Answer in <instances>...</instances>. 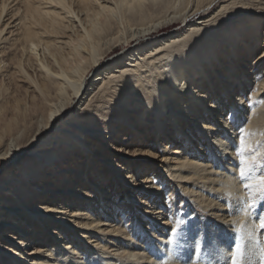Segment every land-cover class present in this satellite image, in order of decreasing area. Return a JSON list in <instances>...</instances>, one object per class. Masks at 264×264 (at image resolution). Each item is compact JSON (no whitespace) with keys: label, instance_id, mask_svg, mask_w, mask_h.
Instances as JSON below:
<instances>
[{"label":"bare ground","instance_id":"1","mask_svg":"<svg viewBox=\"0 0 264 264\" xmlns=\"http://www.w3.org/2000/svg\"><path fill=\"white\" fill-rule=\"evenodd\" d=\"M263 21L264 0H0V264H183L175 194L214 255L249 230L210 196L240 197L239 134L264 123Z\"/></svg>","mask_w":264,"mask_h":264},{"label":"rangeland","instance_id":"2","mask_svg":"<svg viewBox=\"0 0 264 264\" xmlns=\"http://www.w3.org/2000/svg\"><path fill=\"white\" fill-rule=\"evenodd\" d=\"M242 2L245 5H248L249 0H242ZM252 3H253L252 7L253 8L256 7V5H254L256 2L254 1ZM246 8L247 6L245 7V9ZM242 9L243 8L238 9L239 11L238 15L241 14ZM179 27H180V23L175 21L171 23L168 27H164L161 30V32L164 35H168L169 33L176 32ZM262 27L264 28V21ZM121 47H122L121 45L116 46V48L112 52H110V55L107 57V59L101 63L102 68L101 67L97 68L94 71V73H98L99 71L105 69L109 65V63H111L110 60L116 57L121 52ZM258 64L253 68V70H256V72H259L261 70ZM263 66L264 65H262V67ZM260 76L262 77V75ZM21 84L22 83H20V85ZM23 86L21 87L22 89H24ZM19 99L21 100L19 102L20 105H24L26 100H28L25 97L23 91L20 93ZM69 109L67 110L65 116H69L72 114V111ZM241 121L242 122L238 124V128L240 129L243 126H245V124L247 123V119L246 120L242 119ZM2 122L4 123V121ZM1 125L3 126L2 123ZM1 125H0V130L2 127ZM243 129L244 130H242L241 134H239V138L237 142V146H238L236 150L237 161L233 163V166L236 167L235 169H237V186H240L241 188V192L238 194L240 195L239 197L240 199L237 196H232L229 192H222L221 190L219 191V195H222V197L215 196L212 193L210 199L213 203L220 204L226 209V210H222V212H216L218 214L223 213L226 215L238 216L241 212H243V218L245 217L244 221L248 222L249 230H244L243 228H239L242 227L239 225L237 229L238 231L234 229V232L232 233L233 236L231 235L230 237L226 238L224 241H222L221 238L219 237L220 244L222 243L221 245L223 247H226L224 249L221 246V248L224 249L225 252L224 250L220 249L219 251L220 253H219L216 250L215 252L216 255H214L212 252L208 250L209 238L211 236V234H209L208 231L209 230L208 225L206 224L207 222L206 220L209 219L206 216L208 211L204 210L203 207H199V206L198 207L195 206L196 207L195 209L188 208L190 204L186 203L185 201L183 202L184 204L181 207L180 206L181 197L178 196V194L177 195L175 194V197L173 199V202L176 204L175 206L179 207L180 209L185 208L186 213H190V215L188 216L186 215V219L177 221L176 229L178 231H175L177 232L176 233L177 235L183 236L182 237L183 242H180L181 246L183 247L179 248L178 251L180 257L183 256L181 259V262L184 261L183 264H232L231 255L234 251L237 252L238 264H264V229L260 227V220L258 219V214L260 217H264V184H262L259 179L260 177H264V123L258 124L255 128L246 129V127L245 128L243 127ZM249 137L251 139L247 140V138ZM251 140H253L252 145L248 143ZM247 143L249 145L245 151L244 146ZM112 146L113 149L110 151L115 153V150H118L117 151L118 154L120 153L121 155H123L124 158H128L129 155L133 153V149L136 148L134 146H130L127 148V146L121 143L118 140V138L112 141ZM157 155H158L157 160L159 161L161 159L160 158L161 155L159 154ZM241 167L245 169L246 177L240 176L239 173ZM10 168H11V163L6 165L3 168V170H1L0 173L5 174L8 171H10ZM156 179L158 180V176L156 177ZM165 179L166 181H168L167 178H164V180H162V185H165L164 188L166 189L168 188L169 190L170 186L166 184ZM245 184L250 185V187L245 188L244 187ZM171 188H176V186L172 184ZM5 191H7V188L5 189ZM168 199L169 198L167 191L166 194L164 195V201L166 202V204H168L167 207L169 210L171 204L169 203L170 200ZM45 201H47V198H45L44 196L42 203ZM208 223L214 224L213 229H215L214 230L215 235H217L220 232V230L217 228L219 226H216V223L213 222L211 219H209ZM241 230L246 231L248 233H252L253 234L252 237H247V236L245 237L241 234H240L241 236H238L237 232L245 233ZM223 234L226 233L223 232L219 236H222ZM227 235L228 234H226L225 236ZM217 253L219 254V256H217Z\"/></svg>","mask_w":264,"mask_h":264},{"label":"snow or ice","instance_id":"3","mask_svg":"<svg viewBox=\"0 0 264 264\" xmlns=\"http://www.w3.org/2000/svg\"><path fill=\"white\" fill-rule=\"evenodd\" d=\"M3 158L4 157H0V159H3ZM239 174H240L241 177H246V171H245V169L243 167L240 168V173ZM259 179H260V182L262 184H264V177H260ZM244 187L247 188V187H250V185L245 184ZM258 219L260 220V227L262 229H264V217H260L259 214H258ZM172 231L175 232L176 229L173 228ZM231 261H232V264H238V262H237V252L236 251H234L232 253Z\"/></svg>","mask_w":264,"mask_h":264}]
</instances>
